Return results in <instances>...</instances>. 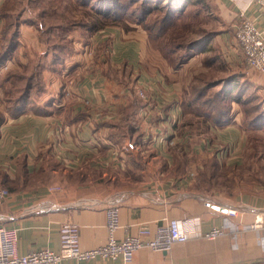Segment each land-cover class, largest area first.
Wrapping results in <instances>:
<instances>
[{
    "label": "crops",
    "instance_id": "obj_1",
    "mask_svg": "<svg viewBox=\"0 0 264 264\" xmlns=\"http://www.w3.org/2000/svg\"><path fill=\"white\" fill-rule=\"evenodd\" d=\"M203 2L216 22L209 29L213 36L174 69H160L148 58L147 34L139 26L88 37L72 32L73 52L59 71H41V89L30 94L21 113L7 114L0 90V187L8 191L0 204V225L16 229L18 253L57 251L64 223L77 227L82 248L100 246L106 239L105 210L116 206L118 238L134 235L140 226L152 231L168 219L188 217L200 219L202 232L213 226L225 232L213 240L175 243L166 253L139 249L128 264H264V244L257 241L261 230L252 228L255 218L264 225V176L257 174L255 185L229 196L209 189L210 171L201 170L209 172L207 181L194 171L202 160L221 163L220 147L226 151L225 167L237 162L234 151L249 139L247 133L264 135V117L259 128L247 131L241 104L232 103L222 128L191 138L178 135L183 99L199 74L208 75V93H238L241 103L248 92L255 93L260 103L246 106L264 111V74L245 66L234 38L240 13L264 37V3ZM38 60L52 63L35 27L22 24L18 46L0 66V78L11 72L28 75ZM118 123L133 133L113 139L111 125ZM205 144L217 146L216 153L193 154ZM53 186L60 191L49 192ZM61 264L124 263L96 258Z\"/></svg>",
    "mask_w": 264,
    "mask_h": 264
},
{
    "label": "trees",
    "instance_id": "obj_2",
    "mask_svg": "<svg viewBox=\"0 0 264 264\" xmlns=\"http://www.w3.org/2000/svg\"><path fill=\"white\" fill-rule=\"evenodd\" d=\"M129 1L134 3L133 0ZM196 1L203 3V0ZM140 2L137 6L139 11L141 7L146 8L148 5L151 9L146 10L141 22L129 25L120 18L123 9L117 7V0H2L0 3L2 23L0 66L17 48L19 29L22 24L35 27L40 43L45 47L46 53L52 57L51 64L38 60L28 75L27 71L11 72L0 78V90L7 114L13 116L21 113L24 104L29 101L30 94L41 89L39 75L42 70L59 71L64 59L73 52L69 39L72 32L88 37L105 28L121 29L127 32L131 31L133 26H139L147 34L151 53L161 56V61H166L172 69L185 62L198 46L213 36L211 30L203 28L191 30L188 29L190 27L188 23L179 22L184 7L174 10L167 2L165 8H154L157 0H140ZM76 11H83L80 16L84 20L76 16ZM155 11H159L162 16L153 18L151 23L153 30H151L144 27L142 23L152 19L150 15ZM177 31V37L173 38L172 34ZM163 50L171 55L172 60L166 53L163 54ZM207 77L206 74L197 75L192 82L190 95L183 99V122L178 131L180 137L185 136L182 132L184 130L205 135L210 130L222 128L229 122L231 104H241L238 93L235 95H225L219 91L208 93ZM186 115L190 120L187 117L184 118ZM263 117L264 111L252 110L250 115L243 119V128L245 130L259 128L261 125L257 122ZM111 127L114 129L111 136L113 139L119 138L121 134L133 133L130 128L121 129L122 125L119 123ZM205 163L208 167L206 170L210 171L208 173L214 174L213 166L217 165L216 161L209 160ZM208 173L200 171L198 176L206 181L209 179Z\"/></svg>",
    "mask_w": 264,
    "mask_h": 264
},
{
    "label": "built area",
    "instance_id": "obj_3",
    "mask_svg": "<svg viewBox=\"0 0 264 264\" xmlns=\"http://www.w3.org/2000/svg\"><path fill=\"white\" fill-rule=\"evenodd\" d=\"M264 3V0H256ZM238 25L235 28L234 38L243 56L248 69L264 74V37L252 20L239 14ZM140 98H145L143 91L135 89ZM172 144V142H170ZM123 145V150H128ZM192 174H190V177ZM49 192H58L60 188L53 186ZM8 196V191L0 187V204ZM227 214L234 216L235 210H227ZM201 221L198 217L184 219H168L158 224L152 231L140 226L134 235L128 234L118 238L119 208L110 206L105 210V242L95 248L85 249L79 244V232L75 225L64 223L59 227V249L39 248L26 254L17 251V231L0 225V264H61L63 260L88 261L100 259H120L124 264L131 262L133 254L139 249H148L153 252H168L175 243H182L195 237L213 240L225 232L221 227H211L202 232ZM253 229H260L261 235L257 241L264 244V225L260 218H255Z\"/></svg>",
    "mask_w": 264,
    "mask_h": 264
},
{
    "label": "rangeland",
    "instance_id": "obj_4",
    "mask_svg": "<svg viewBox=\"0 0 264 264\" xmlns=\"http://www.w3.org/2000/svg\"><path fill=\"white\" fill-rule=\"evenodd\" d=\"M133 1L134 3L130 1L128 2V0H117L118 2L117 7L123 9L122 13H120V18L124 22H127L129 25L138 23L139 21L141 22L142 17L145 15L146 10L151 9L150 5H148V7L146 8L141 7L139 11L137 6H139V4L141 3L140 0L138 1L133 0ZM167 2L168 4H170L171 9L173 8L174 10H178L184 7L183 15L182 17H179V22L183 21V22L188 23L190 25L188 29H191V30L193 28H199V29L203 28L205 30L215 29L216 22L213 21V19L211 18V15H209L207 10L205 9V2L201 3L196 0H157V3H154V5L156 6L154 8H165V5L167 4ZM154 5H151V6H154ZM82 12L76 11V16L79 17ZM158 16H162L159 11L153 12L152 15H150V18L152 19H150L149 21L145 23H142V25L144 27L151 28V23H152L153 18H156ZM80 18L82 19L81 16ZM109 29L111 28H105L104 31L109 30ZM151 30H153V28H151ZM100 31H103V30H100ZM177 35H178V31L174 32L172 34V37L176 38ZM165 53L169 56V58H171V55L168 54V52H166L165 50H163V54ZM148 58L154 59L155 66L159 67L160 69H162V67L171 68L166 61H161V58H162L161 56L149 53ZM158 59H160L161 63L159 62ZM173 63H174V60H173ZM247 95L248 96H245V99H244L245 102L241 103V106L237 103L233 105V106H240V108H243V113H244L243 119L248 117L250 113L252 112V109L249 108L250 106L260 103V98L259 96L256 98L255 93L248 92ZM262 103L264 104V101ZM246 105L249 107H247ZM262 107L263 106H261L260 108ZM186 117L187 115L184 116V118ZM188 120L190 119L188 118ZM182 132L185 134V136H183L185 138H191L192 136H198L197 134H195V132H192L190 130H184ZM247 138L249 139L246 141V143L244 144L242 143L234 151L235 152L234 156L237 157L238 161L233 162L234 164L231 163L232 165L228 164V167H225L222 163L226 155V151L224 148L220 147L219 153L221 157L220 159L221 163L219 161L217 165L213 166L214 167L213 169H215L214 178L211 181V186H209V189H213L217 193H221L224 195L238 196L241 193H243L244 190L248 189L250 186L255 185L257 180L258 181L260 180L258 178L259 174H262L264 176V165H262L264 164V157L262 160L260 159L261 157H259V154L264 155V135L259 136V135L247 133ZM222 147H226V145ZM216 148L217 146H213V145L209 146L208 144H205L204 146H200L199 150L194 151L193 154L199 151L200 154L205 155V156H208V154L212 155L213 153H216L217 151ZM207 161L209 160H202L199 164V168H197L194 171L199 173L201 170L208 169L207 164L205 163ZM207 180L208 179H206V181ZM205 186H207V184H205Z\"/></svg>",
    "mask_w": 264,
    "mask_h": 264
}]
</instances>
